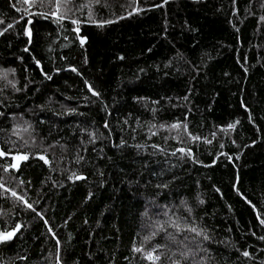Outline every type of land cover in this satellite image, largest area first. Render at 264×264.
<instances>
[{
	"label": "trees",
	"instance_id": "16d2710c",
	"mask_svg": "<svg viewBox=\"0 0 264 264\" xmlns=\"http://www.w3.org/2000/svg\"><path fill=\"white\" fill-rule=\"evenodd\" d=\"M56 2L0 0V264H264V0Z\"/></svg>",
	"mask_w": 264,
	"mask_h": 264
},
{
	"label": "snow or ice",
	"instance_id": "6c2138e0",
	"mask_svg": "<svg viewBox=\"0 0 264 264\" xmlns=\"http://www.w3.org/2000/svg\"><path fill=\"white\" fill-rule=\"evenodd\" d=\"M29 2H30V0H25V3H29ZM33 2H34V0H33ZM70 2H71V0H64L65 5H66L67 3H70ZM96 2H99V0H96ZM60 7H61V2H60V0H57V2H56V8H57V11H56V13H54V15L57 16V20H58V21L65 19V15H60V14H59ZM67 11H71V9H67ZM90 15H91V14H90ZM72 23H73V24H79L80 21H78V20H72ZM103 23H112V21H104V22L101 23L100 26H103ZM76 31L79 32V28H78V27L76 28ZM29 34H30V33H29ZM80 42H81V44H83V43L85 42V40H84V39H81ZM72 70H73V71H76V69H72ZM50 78H51V77H49V79H50ZM94 94H95V95H99L98 93H94ZM172 127H174V128H175V127H179V125H173ZM229 127H234V125H229ZM0 155H4V153H3V152H0ZM41 158L43 159V157H41ZM20 159H27V157H20ZM13 167H15V165H14ZM77 178H79V177H77ZM12 194H13L14 196L16 195L15 192H13ZM20 199H23V197H20ZM25 203H26V202H25ZM28 207L31 208L32 205L29 204ZM174 226L177 227V228H179V225H174ZM190 231H192V232H196V229H195V228H191ZM13 235H15V232H14V231H13V232H8V233H6V234H4V233H0V239L8 240V239H11ZM136 251H140V249H136ZM244 255L247 256L248 253L245 252ZM148 258H149V259H156V260H159V259H160L159 256H155V257H153L151 254H149ZM185 258H187L186 255H185Z\"/></svg>",
	"mask_w": 264,
	"mask_h": 264
},
{
	"label": "water",
	"instance_id": "95a60500",
	"mask_svg": "<svg viewBox=\"0 0 264 264\" xmlns=\"http://www.w3.org/2000/svg\"><path fill=\"white\" fill-rule=\"evenodd\" d=\"M18 228H19V226H16L14 229H11V230L8 231V232H13V231H14V232L16 233V232L18 231ZM8 232H7V233H8Z\"/></svg>",
	"mask_w": 264,
	"mask_h": 264
},
{
	"label": "rangeland",
	"instance_id": "374dc122",
	"mask_svg": "<svg viewBox=\"0 0 264 264\" xmlns=\"http://www.w3.org/2000/svg\"><path fill=\"white\" fill-rule=\"evenodd\" d=\"M18 162H19V158L18 157H15L14 158V164L16 165V164H18Z\"/></svg>",
	"mask_w": 264,
	"mask_h": 264
}]
</instances>
